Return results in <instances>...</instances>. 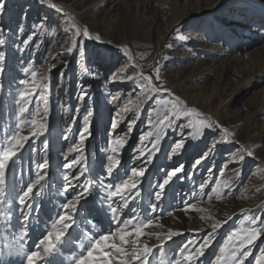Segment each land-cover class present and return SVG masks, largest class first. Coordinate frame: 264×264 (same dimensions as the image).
Segmentation results:
<instances>
[{"label":"rangeland","instance_id":"1","mask_svg":"<svg viewBox=\"0 0 264 264\" xmlns=\"http://www.w3.org/2000/svg\"><path fill=\"white\" fill-rule=\"evenodd\" d=\"M20 1L22 5L17 4V0H6L5 12L0 14V29L3 30L5 39V44L0 46V52L6 56L5 71L0 75V145L6 142V138L16 130L14 125L19 123V105L15 103V99L25 87L20 85L19 81H31V72L35 71L38 84L47 87L34 90L24 118L29 121L42 119L45 105L40 93L44 92L50 109V131L39 140L30 142L37 150L35 153H23L24 175L21 179L26 183L33 178L35 165L47 156L50 165L47 170L51 180L55 181L54 184L46 186L42 195L37 198L41 208L38 220H32L29 225L31 241L41 235L49 215L54 218L62 202V197L57 196V189L62 183L59 177L64 172L63 155L67 154L69 161L75 157L76 154L71 152V148L78 141L79 131L83 127L87 126L91 133L86 141L87 163L90 169L86 176L89 181L100 175L108 154L107 142L115 135L128 138L121 154L123 166L116 178L123 177L126 169L136 167L133 161L134 157L139 155L138 138L141 134L154 131L147 124L149 116L155 119L159 115L162 118L168 111L163 104L155 105V100H172L174 97L152 93L144 97L139 116L125 112L129 101L134 106L139 102L138 98L143 96L138 86L126 79L128 75L135 76L141 69L145 75L153 74L151 66L158 61L162 77L166 81L165 86L171 89L174 96L181 94L180 97L184 99L187 107H194L202 114H192L190 117L194 123H198L204 117L211 116L201 98L195 106L191 100L192 95H184V90L197 91L201 88L204 92L203 98L211 100L215 95L214 84L221 76L224 68L222 63L228 53L241 54L248 48L246 52L264 61V30L260 27L264 25V0H235L231 11L221 9L218 5L211 12L201 13L198 12L197 0H99L97 6L92 5L97 0H80L74 3L73 7L79 11L83 7L88 8L87 15L82 19L85 25L69 20L68 15L58 14L52 8L40 4L38 0ZM52 1L59 4L72 0ZM174 3H177V7ZM231 14H234L232 18ZM177 17L180 20L174 21ZM250 17H253L254 21L250 20ZM157 19L161 20L162 24L156 22ZM231 23L241 24V29L248 31V38L244 39L242 35L239 38L231 37L232 34L229 35L228 31ZM79 26H86L94 36L99 35L101 40L84 41L86 52L83 56L78 52L69 55L66 49L71 46L72 40L82 39V36L75 35L76 27ZM29 36H32V39L25 45L23 41ZM122 42L129 45L135 64L141 66L140 70L135 67L133 61L128 60L121 47ZM113 45L115 46L112 47ZM25 68L29 70L27 73ZM230 73L232 82L240 80V75L233 68ZM82 85L91 86L89 95L83 102L78 99ZM260 92L261 86L255 85L252 90L245 89L238 97L231 110L234 114L238 112L242 120L233 124L228 112L224 111L221 115L222 121L219 124L234 133V136L228 139L234 140L235 143L223 142L222 129L203 130L200 137L187 138L185 149L169 160L167 157L171 152V145L181 139V129L174 125L167 130L161 144V152L154 158L153 165L148 166L141 197L131 202L129 208L123 209L121 214V219H125L133 215L130 209H135L140 217L149 218L146 215L149 205L155 202L152 193L158 190L152 185H158L164 178V173L159 169L183 165V172L179 175L186 178L174 179V182L166 187L155 214L158 226L146 229L147 232L154 233L167 232L169 229L183 233L164 246V264L174 262L178 249L188 240L202 242L215 221L227 220V223L215 233L214 244L206 250L200 264H210L227 236L242 224L248 226L244 221L245 216H256L257 211H262L261 219L264 220V133L257 143L252 142L253 134H258L263 126L261 118L253 119L261 104ZM114 96L118 98L113 100ZM218 104L217 100L212 101L214 108ZM88 112L93 115L86 121L84 117ZM117 113H120L119 117ZM73 117L74 126L67 133L68 139L64 140L61 138L64 129ZM113 117H117L118 126L109 136ZM129 120L135 121L131 132L128 131ZM212 120L216 122L214 118ZM176 123L183 126L187 124V119ZM23 134H28L27 126L23 128ZM151 139L150 137L149 141ZM44 141L49 144L46 152L43 150ZM149 141L145 143L150 147ZM209 149L213 150L208 159L196 165L195 161L209 152ZM243 149H252L255 155L249 157ZM241 154L245 155L243 161H239ZM225 181L230 184V190L223 187ZM201 183L205 185L203 194L199 190ZM217 184L221 186L219 198L217 193L212 192V188ZM87 206L91 207V203ZM101 206L106 208V204L101 205L97 199L96 207ZM6 208V205L0 206V213H4L0 216V250L7 249L6 239L16 242L21 234L19 230L13 233L7 225ZM84 215L85 213H81V218L77 220L78 232H87L90 227L88 222L92 217L88 216L85 220ZM202 216L211 219L202 220ZM229 217L231 219H228ZM109 227L114 230L116 225H108L107 222L100 225L104 230ZM30 239L25 245L27 248L31 245ZM142 239L149 245L158 244L154 236L151 239ZM74 243L77 245L75 252L72 245L66 246L56 257L55 264H72L73 256L80 250L79 241ZM261 248H264V236L250 248L251 254L245 264H256L257 258L264 260ZM154 255L156 258L152 264H159L161 257Z\"/></svg>","mask_w":264,"mask_h":264},{"label":"snow or ice","instance_id":"2","mask_svg":"<svg viewBox=\"0 0 264 264\" xmlns=\"http://www.w3.org/2000/svg\"><path fill=\"white\" fill-rule=\"evenodd\" d=\"M38 2L48 5L62 15H67L60 6L52 3L51 0H38ZM5 8V0H0V14L5 12ZM41 23L43 24V22ZM260 27L261 30H264V25ZM2 31L0 29V46L5 44ZM75 35L78 37L82 36V39L72 40L71 46L66 49L69 55L78 52L83 56L86 52L84 41L101 40L99 35L93 36L86 26L82 29L76 27ZM31 39L32 36H29L23 43L28 45ZM124 52L128 60L133 59L127 49ZM5 60L6 56L3 52H0V75H3L5 71ZM135 67L141 68L139 64L135 65ZM151 67L153 74L145 75L141 69L135 76H127L126 79L137 85L143 96L138 98L139 102L134 106L129 101V105L125 106L124 111L139 116L144 97H148L152 93L167 94L170 97H174V99L155 100V105L160 106L163 104L168 108V111L162 118L159 115L155 119L151 115L149 116L147 124L154 131L141 134L138 138L140 141L139 156L134 157V159L140 161L139 165L132 167L130 170L126 169L123 177L116 178L119 169L123 166L121 154L128 143V138L115 135L114 138H110L107 142L106 151L108 154L106 162L102 164L100 175L89 181L86 176V173L90 171L87 163L86 141L90 138L91 133L87 126L83 127L79 131L78 141L71 148V152L76 154L75 157L69 161L68 155H63L65 163L62 164V168L64 172L59 177L62 183L57 189V196L62 197V202L58 206L55 217L53 218L51 214L49 215L41 235L36 240L31 241V245L27 250H25V245L30 239L29 225L32 220H38L41 208L37 198L42 195L46 186L54 184L55 181L51 180L50 173L47 170L50 167L49 160L45 156L42 162L35 165V170L32 173L33 178H30L26 183L22 182L21 178L24 175L23 162L25 161L23 153L25 151L35 153L37 150L30 142L39 140L49 133L48 118L50 109L47 106V96L44 92H41L45 105L42 119L40 121L30 119L29 121L24 118V114L28 111L31 103L34 90L38 87L46 88L47 85L38 84L35 71L31 72V81L29 79L19 81L20 85L25 86L23 90L19 91L15 99V103L19 105L17 114L19 123L14 125L16 130L6 138V142L0 145V206H7L6 223L11 227L12 232L15 233L17 230L21 232L18 240L11 246L17 255L23 256L21 264H55L56 257L66 246L72 245L75 252L77 247L74 243L75 241H79L78 247L80 250L73 256L72 264H152L153 259L156 258L154 254H158L161 257L159 264H164L162 259L165 255L164 246L169 241H172L174 237L181 236L183 233L171 229L167 232L154 233L147 232L146 229L158 226L155 221V214L157 213L159 202L163 199L166 186L174 182V179L182 180L186 178L179 175L183 172V165L170 169L163 167L159 169V171L164 173V178L158 185H152L158 190L152 193L155 202L149 205L148 213L146 214L149 218L140 217L136 214L135 209H130L133 215L125 219H121V214L123 209L129 208L131 202L141 197L142 185L147 179L148 166L153 165L154 158H157L158 153L161 152V144L167 134V130L174 125L181 129V139L174 141L173 145H171V152L167 157L169 160L185 149L187 138L200 137L203 130L222 129L224 143H235V141L228 139L234 136V133L227 128H223L219 122H214L211 117H204L198 123H194L190 119L192 114L197 116L202 114L194 107H187L180 97L174 96L171 89L165 86L166 81L162 77L161 65L158 61ZM28 71L25 68V72L27 73ZM113 82H115V79ZM90 87V85L81 86L79 101L83 102L86 100ZM0 89H2V85H0ZM117 98L114 96L113 100ZM76 111L78 112L79 108ZM92 115V112H88L84 119L87 121L88 117ZM119 116L120 113H117V117ZM117 117H113L111 120L109 136L112 135V132L118 126ZM182 119H187V124L182 126L176 123V121ZM74 121L75 117L67 122L62 139H68L67 133L74 126ZM134 123V120L128 121L129 132H131ZM25 126L28 128L27 135L23 134ZM150 137L152 139L149 141ZM146 141L150 142V147L145 143ZM43 144V150L46 152L49 144L47 141H44ZM214 148L215 143L213 144ZM213 149H209V152L197 159L195 164L200 165L202 161L208 159L209 153ZM242 151L249 157L255 155L252 149H243ZM244 159V154L239 155V161ZM74 169L75 171H73ZM237 175H239V172H237ZM220 187L217 184L216 187L212 188V192L217 193L218 198L220 196ZM223 187L230 190L231 186L225 181ZM204 188L205 185L201 183L199 186L201 194L204 193ZM94 193L97 195H94ZM209 198L211 197L209 196ZM97 199H99L101 205L106 204V208L103 206L96 207ZM90 203L91 207H86ZM81 213H85L83 217L85 220L88 216L92 217V220L88 222L90 227L87 232H78L77 220L81 218ZM3 215L4 213H0V216ZM201 219H211V217L202 216ZM228 219H231V217ZM244 221L247 222L248 226L242 224L239 229L232 231L219 247L210 264H245L251 254L250 248L255 245L261 236H264V220L259 216H245ZM105 222L108 225L115 224V229L113 230L111 227L107 230L100 228V225ZM225 223H227V220L215 221L211 225V231L206 233L202 242L197 243L195 240H188L178 249L177 258L174 262L170 261L169 264H200L201 258L206 254V250L214 244L215 233ZM74 232H78V234L73 235ZM153 236L158 241L156 245H149L142 239L143 237L151 239ZM81 237H83V240H81ZM260 251L262 256H264V248H261ZM0 264H10V262L0 259ZM256 264H264V260L257 258Z\"/></svg>","mask_w":264,"mask_h":264},{"label":"bare ground","instance_id":"3","mask_svg":"<svg viewBox=\"0 0 264 264\" xmlns=\"http://www.w3.org/2000/svg\"><path fill=\"white\" fill-rule=\"evenodd\" d=\"M17 1H18L17 4H21V5L23 4L20 0H17ZM79 1L80 0H72L68 3L65 1V3L59 2V4L56 3L55 1H52V3H55L58 6H60L64 10V12L67 13L69 20L77 22L80 25L81 24L85 25L84 23H82V19L84 18L85 15H87L89 10H87L88 8H85V7H83L80 11L76 10V8L73 7V4L77 3ZM234 1L235 0H197V3H198L197 5L199 7L198 12H200V13L201 12H211V11L215 10V8L218 5L221 9H224L226 11H231V7H233L232 3H234ZM5 2H6V0H5ZM98 3H99V0L93 2L92 5L97 6ZM46 6H48V5H46ZM174 6L177 7V3H174ZM49 8H51V7H49ZM52 10L54 12H57L54 9H52ZM176 10H177V8H176ZM58 14H61V13H58ZM233 15L234 14H231L230 18H232ZM64 17L67 19L66 16H64ZM249 19L254 21L253 17L252 18L250 17ZM179 20H180V18L177 17L174 21H179ZM255 20H257V19H255ZM260 20H261V18L258 21H260ZM156 22H161V20L159 21V19H157ZM161 24H162V22H161ZM245 27H246V29L248 28L247 26H245ZM80 28L82 29L83 27H80ZM89 31L93 35L91 30H89ZM228 31H229V35L232 34L231 37H233V38H235V37L239 38V36H241V35L243 36L244 39L248 38V31L245 29H241V24H235L234 25L233 23H231L230 27L228 28ZM259 40L261 41V39H259ZM107 45H110V44H107ZM114 46L115 45H113L112 47H114ZM118 47H120V45H118ZM121 47H122L123 51L125 49H127L128 52L131 54L130 47L127 43L122 42ZM247 49L248 48L244 49L243 53H241V54H239L238 52H236L237 54H235V52H234V53H228L226 55L225 59L223 60L224 63H222L224 68H223V71L221 72V76L218 78L217 82L214 84L215 95L213 96V98H211V100L203 98L204 92L201 88H198L197 91H193V90L192 91H186V90H184L183 92H184V95H186V96L192 95L191 100L195 106H196L198 100L201 98L202 102H204L205 106L207 107V113L212 118H214L216 120V122L220 123L222 121L221 115L224 111H226L230 114V117H231L230 122L234 124V123L240 121V119L241 120L243 119L241 116L238 115L239 114L238 112H237V114H234L231 110V109H233V106L235 105L238 97L243 94L245 89L246 90H252L255 87V85L261 86V92L259 95L260 96L259 99H261L260 100L261 104L258 107L257 111L253 115V119L261 118L262 123H263V126L260 128V132L258 134H253V137H252V142L257 143L259 141V139H261V137L263 136V133H264V99H263L264 98V61L262 59H259V58L257 59L256 56H254V54H251L250 52H246ZM130 61H133V64L136 65L135 64L136 62H134L133 59ZM130 68L132 69L133 66H130ZM232 68H233V70H235L238 73V75H240V80L238 82H232V80H231V76H230L231 73L230 72H231ZM137 69L140 70V68H137ZM180 96H181V94L178 97H180ZM182 100L184 101V99H182ZM213 100H217L219 103L216 108H214L212 106ZM243 123H244V121H243ZM247 125L249 126V123ZM139 163H140L139 160L134 159L133 165L138 166ZM169 163H171V162H169ZM262 215H263L262 211H257L256 216H259L260 218H262ZM30 241H31V239H30ZM30 241H29V244H31ZM5 242H6L5 245L7 246V249L0 250V254H2V256H0V259H3L5 262H10V264H21V262L23 260V256L17 255L16 252L11 247L12 245L15 244V242L11 241V240H7V239L5 240ZM25 248H27V246Z\"/></svg>","mask_w":264,"mask_h":264}]
</instances>
